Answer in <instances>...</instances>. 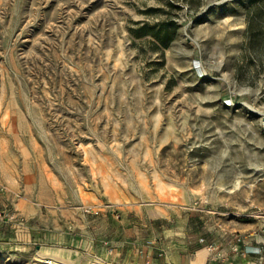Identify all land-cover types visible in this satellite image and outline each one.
I'll use <instances>...</instances> for the list:
<instances>
[{"label":"rangeland","instance_id":"rangeland-1","mask_svg":"<svg viewBox=\"0 0 264 264\" xmlns=\"http://www.w3.org/2000/svg\"><path fill=\"white\" fill-rule=\"evenodd\" d=\"M0 207V264L236 261L264 235V0H0Z\"/></svg>","mask_w":264,"mask_h":264},{"label":"crops","instance_id":"crops-1","mask_svg":"<svg viewBox=\"0 0 264 264\" xmlns=\"http://www.w3.org/2000/svg\"><path fill=\"white\" fill-rule=\"evenodd\" d=\"M20 202V199H19ZM29 205L27 204H22V210L24 213H22V210L19 212L21 215H25L26 217L30 216L32 217L35 211H30L32 210ZM152 219L155 217H151ZM260 225L262 226L260 232H251L245 235V239L239 244L240 249L234 250L233 254L230 256L236 261L231 262L230 264H264V235H263V216L260 218ZM69 238V237H68ZM57 242L64 241V235L59 234L56 236L55 239ZM233 249L232 246H229V249ZM254 247H261L262 251L259 253H248L246 250H252ZM232 252V250H231ZM238 260V261H237Z\"/></svg>","mask_w":264,"mask_h":264},{"label":"built area","instance_id":"built-area-1","mask_svg":"<svg viewBox=\"0 0 264 264\" xmlns=\"http://www.w3.org/2000/svg\"><path fill=\"white\" fill-rule=\"evenodd\" d=\"M6 213H5V210H3L1 207H0V219L2 217L5 216V218L7 219L8 217H6ZM13 217V214L11 215ZM245 239V236H241L239 235L237 237V241H233L231 244H232V247H233V250H239L240 249V246L239 244ZM202 241H205L204 238L201 239ZM206 243V247L208 248V250L210 251H216L218 249V245H216L215 242H205ZM262 251V248L261 247H254L251 251L250 250H246V252L248 253H259Z\"/></svg>","mask_w":264,"mask_h":264}]
</instances>
